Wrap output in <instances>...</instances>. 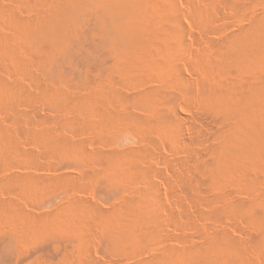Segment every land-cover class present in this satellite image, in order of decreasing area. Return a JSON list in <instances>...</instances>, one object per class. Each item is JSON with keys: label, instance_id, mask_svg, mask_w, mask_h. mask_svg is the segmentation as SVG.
<instances>
[{"label": "rangeland", "instance_id": "1", "mask_svg": "<svg viewBox=\"0 0 264 264\" xmlns=\"http://www.w3.org/2000/svg\"><path fill=\"white\" fill-rule=\"evenodd\" d=\"M67 1L70 2L73 17L67 21L68 23L66 22L65 27L57 29L59 45L49 48L38 40L44 35L50 23L49 17L44 11H40L41 5L33 7L31 4V7L27 5V0H0L2 40L8 36L9 43L12 42L9 46H16L11 48H19L20 53L32 56L33 59L29 64L30 69L28 68L29 70L24 73L18 69L16 62H13L15 59L5 48L0 51V81L17 84L19 82L20 88L25 84L26 90L23 89L27 95L22 100L10 99L11 103L9 98L0 92V126L4 130L8 129L9 131H6L11 135L13 134L11 137L15 140L13 144L16 147L9 146V149L0 142V264H139L159 260L160 252H164L165 248L167 250L173 248L177 252L175 253L177 257L173 255L175 259L181 257L180 254L185 251L202 255L205 252L203 248H206L209 240L215 237L213 234L221 230H226L231 239L238 240L237 243L243 245L240 246L238 243L242 252L247 251L244 254L241 253V258L245 256L243 260L248 256V263L264 262V256L262 257L252 247V249L250 246L248 248V243H245L248 234L252 231V228L246 224L248 222L246 217L243 218L245 215L237 216L232 212V205H229L234 204L233 201L238 199L249 200L250 197L245 193L244 186L241 185L242 187L239 188L238 185L236 188V185L230 182L225 184L222 182L221 185L218 184L219 186L199 184V188L196 183H199L197 176H194L197 155L200 150L215 141L212 138L214 129L227 124V121L218 120L213 115L205 117V114L201 112L199 90L206 76L205 74L199 76L200 72L195 71L196 63L195 60L193 61V59L197 60L201 53L202 55L204 52L209 53L206 45L210 41H227L230 34L235 35L249 29L254 21L252 17L257 19L260 17L258 14H261V11L264 12V1L258 0L241 10L228 7L229 0H172L174 8L170 9L172 6L170 5L164 12L167 18H170L168 23L170 28H176L173 21L177 18L184 30V41L178 51V55L181 53L180 56H182L177 58V64L185 76V79L180 81L190 85L192 92L188 96L182 91L177 92L178 100L175 107L184 119L179 122L182 127V136L176 142L168 138L169 136L163 132L158 123L148 128L142 124L144 129L147 128L146 130L142 126L140 130L139 127H130L129 131L115 137L102 136L88 125L85 131V117L82 112L74 109L62 111L55 106L54 96L59 91L63 93L65 91V94L73 96L81 91H88L93 84L94 87L100 82L107 88L119 86L116 87L118 91L124 93L128 91L131 95L141 93L143 89L148 90L161 85V78H158L156 74H153V77L156 76L158 81L157 79L153 81L152 76H149L142 77L139 83L136 81L125 84L119 79L122 78L121 72L116 67L117 61L122 62L126 59L124 50L129 43L130 33L147 27L152 21L149 0H123L126 4L125 11L119 14L116 20H111L105 14V7L108 6L106 0ZM237 10L241 11L237 12ZM11 13L14 18L10 15ZM248 13L249 15H246ZM249 16H251L250 20L253 19L250 23ZM118 51H122L119 56ZM29 75L33 77V80L29 78ZM203 76L205 77L201 78ZM139 89H142L141 92ZM108 91L112 90L108 89ZM27 92L30 94L28 95ZM132 92L135 93L132 94ZM127 108L130 112L136 111H133V114H142L141 118L149 116L148 110L144 107L130 103ZM15 112L19 114L15 116L16 118ZM18 116L21 117L20 120ZM30 127L37 131L36 138L27 133ZM45 127L48 130L51 129L54 139L56 138L59 143L66 140L73 143L76 149L66 150L63 147L50 151L39 135V131ZM156 128L159 131H156ZM37 140L39 142H36ZM140 149L142 158L139 163L145 171L150 172L148 173L150 179L149 177L145 179L142 171H137L141 172L140 174L136 172L138 177L135 172L111 176L107 170L108 167H102L96 160L98 151L103 153V150L108 152L113 150L114 153L125 156L129 151ZM259 171L256 169V172ZM257 174L260 175L257 189L263 192L264 177L262 172ZM26 176H29L27 182L24 181V179L27 180ZM154 182L157 183L155 190L157 192L154 193V200H156L150 203L155 204L156 208L151 204L155 209L152 210L149 207V210L151 209L149 212L152 211L154 220L157 219V238L149 240L150 243L141 242V246L137 245L138 248L136 246L127 250L126 253L108 252V239L103 232L100 218L108 217L113 211H121L130 201H138L143 190H147L146 187L152 183L155 184ZM245 194L248 198L244 196ZM219 205L222 209L226 206L227 210L226 208L225 211L222 210ZM218 206L219 210H217ZM212 207L219 212L224 211L222 214L224 216H212L214 212L211 210L214 209ZM94 211L98 214L92 213ZM8 212L12 213L8 214ZM79 215L84 218H79ZM206 238L208 240L205 241ZM202 245L203 248H201ZM195 247L197 250H194ZM180 260L176 259L177 262Z\"/></svg>", "mask_w": 264, "mask_h": 264}, {"label": "bare ground", "instance_id": "2", "mask_svg": "<svg viewBox=\"0 0 264 264\" xmlns=\"http://www.w3.org/2000/svg\"><path fill=\"white\" fill-rule=\"evenodd\" d=\"M171 1L172 0L148 1L150 4L149 9H151L150 17L152 21L149 23L147 27L145 28L143 27V29H140L137 32L132 31L130 33V38L128 39L129 43L127 44V47L124 50V52L126 53V59H124L122 62L121 61L116 62L117 64L116 67L120 70L119 72H121V77H122L119 79H121L122 82H124L125 84H131L136 81L138 82L142 79V77L148 78L149 76H152L153 81H156L157 79L156 76L158 75L159 76L158 78H161L160 79L161 85L159 87H151L148 90L139 89L140 92L141 90L143 92L141 93L138 92V94L136 93L135 95H131L130 93L128 94V91L127 93L118 91L117 88L119 86L118 87L115 86V88L117 87L115 89L111 83V86L113 87L107 88V86H105L103 83L100 84L101 82L99 81L100 83L98 85L93 87L94 85L93 84L92 88H90L88 91L87 90L84 92L81 91V93L76 92L78 93L77 95L70 96L65 94V91L64 93L62 91L61 92L59 91L58 93L56 92L57 94H55L54 96L55 106H57V108H59L62 111H65L67 109H74L79 112H82L85 117V121H84L85 131H87V125H88V127H91V129L93 128L94 131L102 134V136L110 135L115 137L118 134L122 135L126 133L127 130L129 131L130 127H135V128L139 127L140 130L142 129V127L143 129L145 128L142 124H145V126H147L148 128V126H152L154 125V123H158L159 126L162 127L163 132L169 136L168 138L171 141L174 142L179 141L182 136V127L179 124V122L182 121L184 117L177 112V109L175 107L176 105L175 103L178 100L177 92L182 91V93L186 96L192 94V92L190 85L180 81L181 79L182 80L185 79V76L183 75L182 70L178 67L177 64V58L182 56V55L180 56L181 53L178 55L179 53L178 51H180L179 46H181V43L184 41V37H185L184 30L182 29L180 21L177 18H174L173 21L176 24V28H172V27L170 28L169 26L170 24H168L170 22V18H167V14L166 15L164 14V12L169 9L170 5L174 4L171 3ZM256 1L258 0H231V1L229 0V5L227 4L226 5L228 7L231 6L234 9L243 10L247 8L249 4H253ZM106 2L108 6L105 7V14L111 20H116L118 15L125 11L126 4L123 2V0H106ZM69 3L70 2H68L67 0H27V5L29 4V6L31 7L32 5L33 7L34 6L40 7L41 5L42 10H40L41 8L39 10L42 12L44 11V13L50 19V23L46 27L47 29H45L46 32L45 33L43 32L44 35L42 34L43 36L41 37V39L40 37L38 39L44 43L43 45H45V47L47 46L49 48H53L59 45V42L57 41L59 39V37L57 36L58 33L57 29H59V27H65V24L68 23L67 21L73 17L72 8L70 7ZM171 8H174L173 5L170 7V9ZM235 11L234 13H236ZM240 11L237 10V12ZM262 12L263 11H261V14ZM245 13H247V11ZM261 14H258L260 15V17H258L257 19H255V17H252L254 21L253 23H251L252 25L250 24L251 27L246 31L245 30L240 31L238 34L234 33L235 35L230 34L227 41L224 40L210 41V43L206 45L209 48L208 49L206 47L209 50V53L204 52L203 55L202 53L201 55H199L200 53H198L199 57L197 58V60L193 59V61L195 60L196 63V65L194 64L197 69L195 71L200 72V74L198 73L199 76L203 74H205L206 76V80L202 82L201 84L202 87H200L201 89L199 90V102H200L201 112L205 114L204 115L205 117H208L209 115H213L217 117L218 120L220 119L227 121L226 122L227 124L218 126L216 129H214L212 135L214 137L212 138H214L213 140L215 141L212 140L213 142L210 145H207V147L199 151L197 155L198 161L194 175L197 176L198 178L197 181H199V183L198 182L196 183L198 185L215 184L216 186L217 184V186H219L218 184L222 182H224L223 184H225V182L228 183L230 182L232 183V185H236V188L238 185L239 188L241 185L244 186V188L246 189L245 193L247 194V196L250 197L249 200L245 199L247 200V202H245V200L243 199L244 201L243 202L240 199H238L239 197L238 198L236 197L238 200L236 199L237 201H233L234 204L228 203L232 201H228L227 203L229 205H232L233 211L232 209L231 211L234 212L237 216H239L238 214H241L243 216L245 215L243 218L246 217V220L248 221L246 224H248L249 227L252 228V231L247 236V242L245 243H248V246L247 245L246 246L248 248L249 246L250 248L252 247L255 251H258L263 257L264 256V191L262 192L261 190L259 192V190L257 189V184L260 178V175L257 173L262 172L264 177V172H263L264 171V12L262 15ZM10 15L12 16V13ZM246 15H249V13ZM12 17L14 18V16ZM250 17L251 16H249L248 18L249 20ZM252 20H250L249 23ZM13 26L16 25L13 24ZM7 37L8 36H6L4 40H2L3 37H1L0 51L2 48L3 49L5 48L10 53L9 55L10 56L12 55L13 58L15 59V61L13 60V62H16L18 69L22 70L23 72L26 70L28 71L30 69L29 64L32 62L31 60H33L32 56H28L25 55L24 53H20V50L18 51L19 49L18 47H17L18 49L11 48V47L15 48L16 46H11V45L9 46V44L12 42L9 43L10 39L8 38L9 39L8 40ZM176 45L179 48V50L176 47ZM121 52L118 51L117 55L119 56ZM198 55L196 54V56ZM159 58H161V60ZM91 71H93V68H91ZM153 74H156L155 76L156 78L153 77ZM30 75L29 78H32L33 80V77H30ZM205 76L201 78H204ZM145 80L147 79L145 78ZM24 86L20 88L19 82L17 84V83H9V82L7 83L0 81V92H2L3 95L5 94V96H7L9 100L10 99L22 100L24 96H27L25 91L26 88H24ZM121 88H125V87L121 86ZM108 89H111L112 91L109 92ZM135 92H132V94ZM29 94L30 93H28V95ZM183 94L182 96H184ZM11 100L9 102H11ZM130 103L146 108L149 112V116L145 118H141L142 114L140 115L137 113L140 116L139 117L138 115H136V113L133 114L134 110L131 111L132 113L128 111L127 105ZM14 114L13 115L15 117L17 116L18 112L17 113L15 112ZM19 118L21 117L18 116V119ZM34 128L30 127L27 133L30 134L32 137L36 138L37 131ZM6 130H4L3 127L0 126V142L6 148H9V146L11 148L15 147V144H13V141L15 143V140H12L11 137L13 134L11 135L10 132H8L9 130L8 131ZM50 130L51 129L48 130V128L45 127L39 131V135L41 136V141L50 151L58 148L60 149L63 147H65L63 149L66 150L76 149L73 143H70L66 140L59 143L56 140V138L54 139ZM156 131L159 130H157L156 128ZM36 142L39 141L37 140ZM156 142L159 143L158 141ZM78 149L80 150L81 148L79 147ZM106 152L108 151L103 150V153H100L99 151L98 153L96 152L97 153L96 160L97 162L100 163L102 167L104 166L108 167L105 168H107V170L111 173V176L118 173L125 175L126 173L134 174L135 172L136 177H138L136 172L142 171L143 177L145 179H148L149 177L148 175H150L148 173L150 172L145 171L140 166L141 163H139L142 158L141 149L138 151H129L128 153H126L125 156H120V154L118 155L114 153L113 150L111 152L109 151L108 153ZM252 169L255 171H253ZM256 169L258 171L260 170L261 172L260 171L256 172ZM28 177L29 176H26L27 180L24 179V181L27 182L29 179ZM136 177L134 178L137 179ZM9 181H11V179ZM200 185L198 186L199 188ZM193 187L194 186H192V188ZM146 188L148 189L147 190L144 189L145 191L143 190V192L139 197L140 199L138 201L136 200L130 201L128 202V204L125 205V207L127 206V209H125L124 207L125 210L122 209L121 211L119 210L118 212L113 211V213H111V215H109L108 217H104L103 219L100 218L101 220L100 224L103 228V232L105 233L108 239V249H109L108 252H113V254L114 253L118 254L120 252L126 253L127 250H131L132 248H135L137 245H140L141 242L150 243L149 240H151L152 238L153 239L157 238V234H156L158 229V225H157L158 223L156 222L157 219L154 220L155 218L153 217V215H151L153 214L152 211L149 212L151 210V209L149 210V207L152 208L153 205L150 202L151 201L154 202L156 200V199L154 200V195H155L154 193L157 192L155 191L157 188V183L155 184L152 183V185L150 184V186ZM246 194L244 196H246ZM220 195L221 194H219V196ZM154 205L153 207H155ZM212 206L214 205L212 204ZM219 206L222 209L221 205ZM219 206L217 207L218 208L217 210L220 209ZM212 208H214L211 209L214 211V212L211 211L213 212L212 216L215 215L216 217H221L224 211L227 210L226 206L223 207L224 209L225 208L226 209L225 210L222 209L224 211L221 212L217 211L215 207ZM154 209L152 208V210ZM9 213L12 212H8V214ZM92 213L98 214V212L95 213V211ZM234 213H232V215ZM5 215L7 216V214ZM79 218H84V217L79 215ZM225 231L221 230V232H217V233L215 232V234H213L215 235V237L209 240L206 248H203V245L201 246V248L205 250L204 254L202 255L195 254V252L193 254L189 251H185L182 252L181 254L179 253L181 255V257L179 256L181 260L178 257L176 259L180 260V262H177L176 259L173 257V255H175V253L177 252H175L173 248L171 249L170 247H168L170 248L169 250L165 248L164 252H160L161 253L160 257L159 258L157 257L159 260L154 259L155 261L140 262L139 264H182V263L184 264H251L250 261L252 260H250V258H249L250 263H248L247 261L248 256L247 258H244V260L243 257L245 256L242 255L243 257L241 258V253L244 254L245 252H247V251L242 252L243 250H241L240 246L243 245H241L238 242L240 244L239 246V244L237 243L238 240L236 241L233 240V238L231 239ZM206 240L208 239L206 238L205 241ZM239 240L241 242V239ZM138 247L139 246H137V248ZM194 250H197L196 247ZM248 251L250 252V249ZM175 257H177V255H175ZM215 260L217 263L215 262ZM262 263L264 264V262ZM262 263L258 262V264H262Z\"/></svg>", "mask_w": 264, "mask_h": 264}]
</instances>
